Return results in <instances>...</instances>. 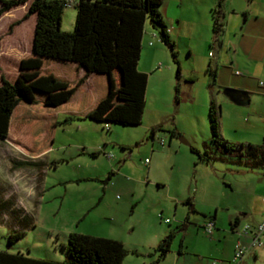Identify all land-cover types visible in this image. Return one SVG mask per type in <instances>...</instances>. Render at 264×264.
I'll use <instances>...</instances> for the list:
<instances>
[{"label": "rangeland", "instance_id": "obj_1", "mask_svg": "<svg viewBox=\"0 0 264 264\" xmlns=\"http://www.w3.org/2000/svg\"><path fill=\"white\" fill-rule=\"evenodd\" d=\"M65 1L60 29L73 31L77 0ZM28 5H18L0 17V76L9 80L16 78L19 59L31 49L35 15L16 24ZM195 8L190 0H162L160 6L162 12L167 11L168 15L163 14L166 22L167 17L175 22L181 19L182 38H172L179 78L167 46L156 57H148V43L160 40L146 20L137 67L150 71L140 124L89 118L63 122L68 114L60 111L50 148L32 158L28 121L35 109L28 110L25 121L15 117L8 138L0 139V250L62 261L69 233L93 231L117 236L126 248L135 250L125 256L124 263L150 264L157 255L150 254L154 247L178 227L171 251L157 264L228 260L230 243L236 237L230 226L234 216L241 218L242 225L251 224L264 210V193L245 195L246 188L252 190L251 184L256 182L264 191V169L249 170L218 159L201 161L190 147L203 151L205 142L211 144L210 96L221 107L224 139L264 146V95H251L248 103H240L224 96L223 89L210 88L207 54L213 50L211 40L202 39L204 23L194 25L202 20ZM188 40L194 47L193 56L187 52ZM52 61L47 65L55 73L71 69ZM176 85L179 102L175 100ZM244 206L251 207L252 214L242 216L239 212ZM214 213L219 232L226 231L219 240L218 229L209 237L202 227ZM16 230L25 233L9 242ZM181 241L183 253L178 252ZM152 243L155 246L148 249ZM257 251L256 258L248 254L239 264H264V248Z\"/></svg>", "mask_w": 264, "mask_h": 264}, {"label": "trees", "instance_id": "obj_2", "mask_svg": "<svg viewBox=\"0 0 264 264\" xmlns=\"http://www.w3.org/2000/svg\"><path fill=\"white\" fill-rule=\"evenodd\" d=\"M26 2H29L28 9L16 24L35 15L31 49L19 59L14 80L0 76V139L8 138L15 117L25 121L29 118L28 110L34 108L28 121L32 158L42 156L50 148L60 111L68 114L63 122L89 118L123 125L141 123L148 75L137 65L147 19L168 47L177 65L176 77L180 76L176 43L160 10L162 0H77L73 31L60 29L65 0H0V17ZM221 3L219 1L211 10L212 45L219 41L224 26ZM52 60L71 69L66 67L62 74L55 73L50 70L53 66L47 65ZM206 71L212 88L216 85V72L211 65ZM223 90L235 100H244L238 96V89L224 87ZM175 100L179 102L178 85ZM246 101H249L248 96ZM220 115L221 107L211 97L208 118L212 145L205 142L203 151L193 146L191 151L201 161L218 159L249 170L264 169V146L233 144L224 139L220 132ZM176 229L170 230L154 247L150 254L157 255L150 264H157L171 251ZM24 233L13 231L9 242ZM182 241L179 253H183ZM63 247L62 261L0 250V264H122L127 254L135 252L126 248L121 240L79 232L69 233Z\"/></svg>", "mask_w": 264, "mask_h": 264}, {"label": "crops", "instance_id": "obj_3", "mask_svg": "<svg viewBox=\"0 0 264 264\" xmlns=\"http://www.w3.org/2000/svg\"><path fill=\"white\" fill-rule=\"evenodd\" d=\"M193 2L194 6L196 7V11L200 12V16H202V20L197 19V21H193L194 25H202V29L204 27L205 33L202 32V39L206 42L211 40L210 47L213 51H209L207 54L208 65L216 72V85L217 91L220 92V89L224 87H230L240 90L238 96L244 99L242 102L230 98L236 102L240 103H248L250 101L251 95H264V89L259 86L260 81H264V0H190ZM219 1H221V11L222 17L224 19V26L222 33L219 37V41L213 43L212 45V17H211V10L217 7ZM256 2H258L257 5ZM10 11V10H9ZM7 11V12H9ZM6 13V12H5ZM4 13V14H5ZM162 15H168L167 11H161ZM164 17V16H163ZM168 22H166L165 17L164 21L168 27L169 34L172 38L180 39L182 38L183 27L181 24V19L174 21L169 20L167 17ZM146 27V25H145ZM194 27V26H193ZM207 28H211L207 29ZM203 29V30H204ZM146 30V28H145ZM208 30V32H207ZM155 37L154 31L148 30V33ZM159 35V34H158ZM192 36V35H190ZM204 37V38H203ZM190 39V38H188ZM160 40V37H159ZM148 45L151 46L148 49V57L153 58L156 57L157 51L162 50L164 46H166L161 40L154 44L153 41H150ZM178 47V46H177ZM165 48V47H164ZM187 52L189 56H193L194 47L192 45L191 40L187 41ZM206 60V61H207ZM158 68V66H156ZM154 72V66L150 68ZM146 68L142 69V72L147 73ZM239 71L240 73H236ZM227 94L224 92V96ZM248 96L249 101H246ZM212 96L209 98V102ZM103 151V150H102ZM253 183V182H252ZM260 182L253 183V189L249 190L248 187L245 190V195H252L258 196L264 193L262 187L259 186ZM250 185V184H249ZM259 188L261 191H259ZM264 202V196L261 198ZM99 201L98 203H100ZM97 203V205H98ZM102 204V202H101ZM95 205V204H94ZM230 208V207H228ZM241 212H239L242 216H246L252 214V209L249 206H244L241 208ZM260 217L258 220L252 219V225L261 221L264 216V210L261 212ZM217 214H213L211 218L215 222V228L218 229L216 217ZM187 221V220H186ZM185 221V222H186ZM206 221V220H205ZM204 221V223H205ZM231 221V220H230ZM169 223V222H167ZM203 223V225H204ZM231 230L235 233L236 237L233 236L232 242L230 243V254L227 257L228 260L221 261L222 264H239L243 261V259L248 255L251 254L253 257H257L258 255V248H250V250L237 262H233V255L236 244L240 242L241 244L249 247L251 245V237L249 235L241 234L242 223L241 218L236 215L234 216L233 222L230 223ZM203 227V226H202ZM186 228V225H183L180 229L183 231ZM222 229V233H220V228L217 232L218 240L221 238L223 232H226ZM111 232V231H109ZM85 234L95 235V233L88 232ZM163 235V234H162ZM96 236H105V235H96ZM105 237L118 239L117 236L113 235H106ZM120 240V239H119ZM262 240H264V235L262 236ZM123 242V240H121ZM151 247H154L155 244H149ZM184 251V250H183ZM167 255V254H166ZM178 259H176L177 261ZM215 260V259H214ZM212 261V260H211ZM211 261H202L200 264H211ZM125 261L123 260L122 264ZM128 264H132L128 262Z\"/></svg>", "mask_w": 264, "mask_h": 264}, {"label": "built area", "instance_id": "obj_4", "mask_svg": "<svg viewBox=\"0 0 264 264\" xmlns=\"http://www.w3.org/2000/svg\"><path fill=\"white\" fill-rule=\"evenodd\" d=\"M236 73H240L237 71ZM259 86L264 89V81L259 82ZM165 222H170V219H166ZM204 232L211 237L213 235L215 229V222L212 219H208L205 221L203 225ZM241 234L249 235L251 237V245L249 247L241 244L238 242L236 244L234 255H233V262L239 261L249 250L250 248H264V240H262V236L264 235V216L260 222L252 225V224H245L242 226ZM211 264H222L217 260H212Z\"/></svg>", "mask_w": 264, "mask_h": 264}]
</instances>
